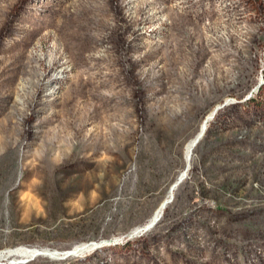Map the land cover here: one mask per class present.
<instances>
[{
	"label": "rangeland",
	"instance_id": "1",
	"mask_svg": "<svg viewBox=\"0 0 264 264\" xmlns=\"http://www.w3.org/2000/svg\"><path fill=\"white\" fill-rule=\"evenodd\" d=\"M41 1L31 28L47 9L107 5ZM126 3L144 34L134 87L60 81L74 73L63 43L78 45L52 26L27 49H0V251L88 246L0 264H264V0ZM212 111L189 183L151 233L136 235Z\"/></svg>",
	"mask_w": 264,
	"mask_h": 264
},
{
	"label": "trees",
	"instance_id": "2",
	"mask_svg": "<svg viewBox=\"0 0 264 264\" xmlns=\"http://www.w3.org/2000/svg\"><path fill=\"white\" fill-rule=\"evenodd\" d=\"M105 1L107 3L106 6H92L82 3L75 10L63 9L59 16L47 9L46 12L41 13L42 20L40 23H32L33 28H31L30 25L28 26L30 9L33 5L42 1L11 0L0 11V49L4 47L5 50H11L20 45L27 49L34 38L41 33L42 28L48 25L52 26L54 33L57 34L59 39L63 40L65 36L73 39L75 45H78L75 48L71 47L67 42L63 43L64 47L61 49L63 57L70 61L71 71H74V73L60 81L70 79L77 84V86L74 85L73 87L83 86V83H91V87H102L110 82L112 78L120 77L117 87H134L133 83L141 84L138 75L140 68H143L142 61L145 60V55L140 52L137 53L136 50L144 46L140 45L144 34L136 28L135 18L127 9V0ZM170 18L171 16L169 15L168 20ZM75 51L79 55L73 54ZM68 52L70 56L67 55ZM228 104H224L219 109L224 108ZM207 132L208 130L205 131L202 139L205 138ZM193 170L194 166L192 167V172ZM189 180L190 176L179 184L177 191L189 183ZM173 202L174 198L168 203L165 210ZM161 218L157 223L161 221ZM152 228L136 235L149 234ZM212 248L216 254L222 256L217 251V248ZM184 251L189 254L193 252L200 253L199 250L188 247L184 248ZM199 255L201 256V254ZM161 258L163 259L164 257L161 256ZM191 258L196 260L193 257Z\"/></svg>",
	"mask_w": 264,
	"mask_h": 264
},
{
	"label": "bare ground",
	"instance_id": "3",
	"mask_svg": "<svg viewBox=\"0 0 264 264\" xmlns=\"http://www.w3.org/2000/svg\"><path fill=\"white\" fill-rule=\"evenodd\" d=\"M232 101L234 102V100H232ZM221 106H223V105H220L218 107V109ZM214 113H215V111H212L211 113H209V115L206 116V118L204 119L199 131L197 132V134L193 138H191L190 141L186 145V159H187V162H188L186 170L180 175L179 179L177 181H175L171 185L167 197L163 200V202L160 204L158 209L154 212L152 217L146 222L144 227L138 228L137 231H140V232L147 231L148 229L152 228L160 220V218L162 217L166 206L168 205V203H170L173 200L177 187L183 181V179L185 178L186 174L188 173V171L190 169V164H191L193 151H194L196 145L201 141L203 135L205 134V131H206L207 126H208V123L213 118ZM86 247L88 248V246H86V245H80V247H77V248L75 247L76 249L73 248L72 250H68V251H65V252H62V253H59V252H51L50 253V252H46V251L40 250V249H35V250L30 249L29 250L28 248L9 249L7 251H0V262H1V260L5 259V258H7L9 256H13V255H19V256L31 255V256H35V255H38V254H49V255H51L53 257H57L59 255H63V256H60V257H64V256H68V255L78 254L79 251L85 250ZM93 249H94V247H93Z\"/></svg>",
	"mask_w": 264,
	"mask_h": 264
}]
</instances>
